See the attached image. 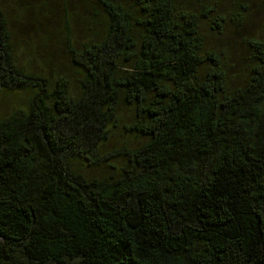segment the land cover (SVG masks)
I'll list each match as a JSON object with an SVG mask.
<instances>
[{"label":"trees","instance_id":"trees-1","mask_svg":"<svg viewBox=\"0 0 264 264\" xmlns=\"http://www.w3.org/2000/svg\"><path fill=\"white\" fill-rule=\"evenodd\" d=\"M81 3L54 83L0 8V264H264V0Z\"/></svg>","mask_w":264,"mask_h":264},{"label":"rangeland","instance_id":"rangeland-1","mask_svg":"<svg viewBox=\"0 0 264 264\" xmlns=\"http://www.w3.org/2000/svg\"><path fill=\"white\" fill-rule=\"evenodd\" d=\"M229 2L225 3L227 6ZM0 8L10 19L11 43L15 50L17 62L35 75H41L54 83L55 78L67 71L69 62L64 53V39L60 35L66 33V20L70 21L76 36H83L81 31L87 29L89 19H83L87 10L81 0H0ZM264 19V14L259 9L255 10L252 22ZM236 35L230 28L220 39L216 35L212 40L236 41ZM224 40L222 41V39ZM34 92L29 89H0V118L9 115L14 110L27 108ZM124 136L112 139L114 148L123 143ZM115 168H121V159L112 161ZM104 164L102 173L115 170Z\"/></svg>","mask_w":264,"mask_h":264}]
</instances>
